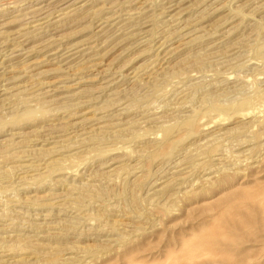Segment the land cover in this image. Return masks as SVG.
Returning <instances> with one entry per match:
<instances>
[{"label": "rangeland", "instance_id": "rangeland-1", "mask_svg": "<svg viewBox=\"0 0 264 264\" xmlns=\"http://www.w3.org/2000/svg\"><path fill=\"white\" fill-rule=\"evenodd\" d=\"M0 264H264V0H0Z\"/></svg>", "mask_w": 264, "mask_h": 264}, {"label": "bare ground", "instance_id": "bare-ground-1", "mask_svg": "<svg viewBox=\"0 0 264 264\" xmlns=\"http://www.w3.org/2000/svg\"><path fill=\"white\" fill-rule=\"evenodd\" d=\"M66 79V78H65Z\"/></svg>", "mask_w": 264, "mask_h": 264}]
</instances>
